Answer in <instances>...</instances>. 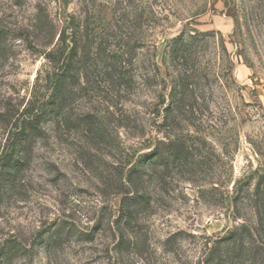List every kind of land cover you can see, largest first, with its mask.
<instances>
[{"label": "rangeland", "instance_id": "obj_1", "mask_svg": "<svg viewBox=\"0 0 264 264\" xmlns=\"http://www.w3.org/2000/svg\"><path fill=\"white\" fill-rule=\"evenodd\" d=\"M75 23L90 56L79 49L65 96L8 178L16 132L50 99ZM194 30L212 34L197 48L206 103L176 132L191 159L165 183L147 176L150 199L131 200L130 215V168L175 138L164 51ZM262 175L264 0H0V264H204L218 241L239 254L230 264H264V241L223 239L257 226Z\"/></svg>", "mask_w": 264, "mask_h": 264}, {"label": "trees", "instance_id": "obj_2", "mask_svg": "<svg viewBox=\"0 0 264 264\" xmlns=\"http://www.w3.org/2000/svg\"><path fill=\"white\" fill-rule=\"evenodd\" d=\"M74 23V22H73ZM75 29L73 30L71 41L72 47L70 52L65 55L64 50L60 51V56L57 59V65H59V71L55 74V88L47 101L41 109V112L34 116L33 120L25 121L22 124V130L16 132V137L13 142V148L11 155L5 160L3 169L6 177L10 178L11 173L16 170L18 161L24 156L27 150L25 145L26 139L31 134H37L42 131L41 122L44 117L52 113L58 100L65 96L66 81L71 77L76 68L75 59L78 57V51L81 49L82 58L87 59L90 56V48L88 43L82 44L83 36L81 33V25L75 23ZM193 34H185L182 32L176 38H173L167 43L164 51L163 63L165 65V81L168 82V94L167 105L164 108L163 125L172 128L175 131V138L166 147L169 152H166L165 147L157 146L149 154L140 156L136 162L132 165L128 172L127 182L131 189H134L136 195L128 198L126 203L128 213L132 215L134 213L131 210V200L136 201L135 204H139L142 201L150 199V195L145 191L146 177L150 174L158 176L160 183L166 182V172L173 170L174 168H182L188 164L191 159V152L186 146V139L183 133L180 131L178 134V127H181L183 121V115L189 114V117H193L196 111V105L201 106L206 102L202 101L199 104L202 93V78L208 77V73H202L201 61L199 60L197 48L199 47L200 37H205L212 32H204L200 30H194ZM62 36V35H61ZM62 42H66L65 38H61ZM60 41V42H61ZM61 42V43H62ZM64 44V43H63ZM224 47V46H223ZM64 49V48H62ZM53 51L45 53V58L50 62H55L56 58ZM83 59H81L82 61ZM118 63L121 65L120 73L124 78V68H127L128 62L120 57ZM79 65V62L76 63ZM160 71L159 68H157ZM74 75V74H73ZM197 122H190L191 126L197 128ZM176 129V130H175ZM254 208L257 214L258 223L255 228L243 225L235 231L229 233L227 238H223L227 241H240L247 233L254 241L258 242V248L262 247V241H264V175L260 176L253 192ZM221 254V243L216 242L209 247L208 254L206 255L204 264H230L239 256L234 251H230ZM237 261V260H236Z\"/></svg>", "mask_w": 264, "mask_h": 264}, {"label": "water", "instance_id": "obj_3", "mask_svg": "<svg viewBox=\"0 0 264 264\" xmlns=\"http://www.w3.org/2000/svg\"><path fill=\"white\" fill-rule=\"evenodd\" d=\"M183 27H184V25H183ZM183 27H182V28H183Z\"/></svg>", "mask_w": 264, "mask_h": 264}]
</instances>
